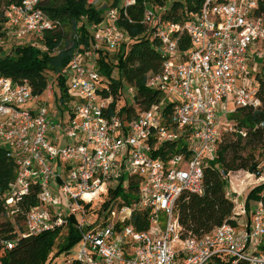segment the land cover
<instances>
[{"label": "built area", "instance_id": "built-area-1", "mask_svg": "<svg viewBox=\"0 0 264 264\" xmlns=\"http://www.w3.org/2000/svg\"><path fill=\"white\" fill-rule=\"evenodd\" d=\"M43 1L11 2L4 10L6 34L28 43L61 28L40 7ZM121 2L124 15L135 4ZM88 3L104 7L102 0ZM165 9L144 2L142 23L162 57L159 72L146 80L161 97L147 109L137 108L133 85L122 84L112 113L107 111L114 98L98 91L100 52L117 50L126 40L116 7L106 8L102 20L89 25V43L78 45L65 69L64 112L47 106V98L56 93L51 82L35 95L25 80L0 75V146L16 162V176L2 197L7 215L18 214V201L35 191L36 204L24 215L25 234L72 222L80 234L79 264H264L261 202L247 214L245 201L226 190L233 215L200 237L184 235L174 212L182 193H202L203 169L223 136L246 137L230 114L261 106L249 63L264 42V0H201L183 23L164 21ZM184 37L188 45L182 49ZM124 107L130 110L121 114ZM259 125L264 127V121ZM260 163L259 174L246 173L257 185L264 183V151ZM126 171L138 181L136 200L125 204L119 197L103 208L99 198L120 185ZM92 203L95 209L86 208ZM145 211L148 228L138 231L132 215ZM88 216L94 219L90 223ZM1 243L8 249L14 244Z\"/></svg>", "mask_w": 264, "mask_h": 264}, {"label": "trees", "instance_id": "trees-1", "mask_svg": "<svg viewBox=\"0 0 264 264\" xmlns=\"http://www.w3.org/2000/svg\"><path fill=\"white\" fill-rule=\"evenodd\" d=\"M13 1L16 0H0L4 5L2 10L0 4V75L19 83L25 80L35 95L42 94L48 83L51 82L53 86L55 83L59 90L56 100L60 103L56 110L61 109L64 112L67 105L65 101L68 98L66 86L68 76L65 67L78 45L89 43L91 37L89 25L102 20L106 6L96 8L89 4L88 0H44L40 7L52 18L59 20L61 28L43 34L44 45L48 49L43 51L27 44L11 43L9 47L5 45L9 42V36L5 31L7 21L4 10ZM144 2L159 11L167 7L161 12L164 21L183 23L190 12L198 10L201 0H135L134 5L126 8L125 15L122 12L121 1L114 0L111 3L119 11L118 25L125 32L126 40L114 51L113 60L109 58L106 49L100 52L98 58L100 75L108 80L100 82L102 87L98 91L104 97L114 98L108 113L114 111L116 100L122 93L123 83L136 87V103L141 109H147L161 97L158 91L146 86L147 76L159 72L162 57L157 40L149 37L142 23ZM75 34L79 37L78 41L73 38ZM67 35H70L69 39H66ZM187 45L188 41L184 37L180 47L185 49ZM114 69L117 70L118 78H112ZM48 77H51V80ZM254 78L261 106L257 109L237 108L229 116L238 127L247 131L246 137L225 134L215 157L203 169L202 193L184 192L175 201L174 212L184 229V235L200 237L229 221L234 212V204L226 196V190L230 186L228 174L238 170L258 173L257 167L264 151V127L259 125L264 121V78L258 74ZM129 110L124 107L120 112L124 114ZM259 146L262 148L257 158L254 149ZM170 148L176 150L174 145H170ZM15 176V158L0 146V216H5L8 212L2 197ZM138 185V181L130 177L127 190L120 185L110 188L109 199L104 201L103 208L108 206L115 195L123 196L125 204L135 201L136 198L133 196L136 197ZM35 193L32 191L29 196H24L18 201L19 212L12 216L14 222L10 220L0 222V264H52V258L56 253L68 252L80 241V234L72 222L36 235L25 234L24 215L29 206L36 204ZM251 201L264 205V183L254 186L245 197L247 214L250 212ZM131 224L138 231L146 230L148 212H135ZM65 230L62 242L57 243ZM1 240L13 241V247L8 249L2 245ZM54 248H57V251L52 254Z\"/></svg>", "mask_w": 264, "mask_h": 264}, {"label": "rangeland", "instance_id": "rangeland-1", "mask_svg": "<svg viewBox=\"0 0 264 264\" xmlns=\"http://www.w3.org/2000/svg\"><path fill=\"white\" fill-rule=\"evenodd\" d=\"M102 1H103V6H106V8L114 7V6L111 5V3L114 2V0H102ZM119 1H121V0H119ZM0 4H1V9L3 10L4 9V5H3L2 2H0ZM69 38H70V35H67L66 36V39H69ZM11 43L12 44H15V43L27 44V45L34 46V47H38V48H41V46L44 45L43 37L33 39L32 42H28V43H25V40L17 41V40L12 39L11 37H9V42L6 43L5 45H7V47H9L10 46L9 44H11ZM258 49H259L258 55L255 56L254 60H251V62L249 63V75H250V77H253V79H254L255 75H257V74L261 78H264V42H262L261 44H259ZM43 51H48L47 47ZM106 51H108L109 58L111 60H113L112 55H113L114 51H116V50L107 49ZM68 65H69V63L67 64V66L65 67V69H67ZM96 66H97V72H98V77H99L98 83L102 82L103 80H107L103 75H100L101 73L99 71V61L98 60H97ZM118 77H119V75L117 73V70L114 69V71L112 72V78H118ZM48 79L51 80V77H48ZM97 87H98V89H101L102 86L99 85ZM54 91L56 93L54 95H51L50 97L47 98V106L49 107V109L52 112H55L56 113V109H57V106H58L56 97L59 94V90H58V87L55 85V83H54ZM24 107H27V106H24ZM233 107L234 106L230 104V108H233ZM137 108L138 109H141V107L139 105H137ZM55 118L56 119L58 118L56 116V114H55ZM232 122H234V121H232ZM70 142H71V140H69V143ZM261 148L262 147L259 146L258 148L254 149V153H255V156L257 158H259L258 153L260 152V149ZM260 162H261V160H260ZM262 171H264V169H262ZM246 173H248V172L247 171H244V170H238V171H235V172H231L227 176V180L229 181V184H230V186L228 188L230 194H233L234 196L237 195L238 196V201L241 202V203H244L245 197L247 196L248 192L255 185H257V183H253L252 182V181H255V178H252V181H251L250 178L246 177ZM128 178H129V173L126 171L124 180L122 182H120V186L121 187L126 186ZM231 182H232V184H231ZM109 189L103 195V197H104L105 200L102 197L99 198V204L100 203L101 204H104V201H106L107 199H109V196H108ZM136 196H137V194H136ZM119 197H120V200L121 199L124 200V197L121 196V195H115V197L112 198V199H117L118 200ZM133 197L136 198L135 196H133ZM112 199H111L110 203L108 204L107 208L112 205V203L114 201ZM85 206H87L86 208H88V209L89 208L95 209L94 208V203H92L91 205H88L87 204ZM255 206H256V201H251L250 202V209L253 210L255 208ZM64 211H65V209H64ZM93 211L94 210H92V212ZM99 213H100V211H99ZM160 219L163 220V216L162 215L160 216ZM6 220H10L11 222H14V219L11 216V214H8V215L6 214L5 216H3V215L0 216V222L6 221ZM86 220H87L88 223H90L94 219L92 217L88 216V217H86ZM70 221H73V219H70ZM65 234H66V230L63 233V235L57 240V243L62 242L63 237H64ZM56 251H57V248H54L52 254H55ZM80 253H81V244H80V241H79V242L75 243L68 252L61 251L59 253H56L55 256L52 258L51 263L52 264H79Z\"/></svg>", "mask_w": 264, "mask_h": 264}, {"label": "bare ground", "instance_id": "bare-ground-1", "mask_svg": "<svg viewBox=\"0 0 264 264\" xmlns=\"http://www.w3.org/2000/svg\"><path fill=\"white\" fill-rule=\"evenodd\" d=\"M246 177L250 178V175H247V174H246Z\"/></svg>", "mask_w": 264, "mask_h": 264}]
</instances>
